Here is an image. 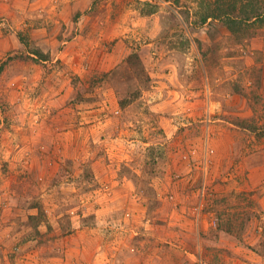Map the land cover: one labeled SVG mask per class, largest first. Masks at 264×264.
Wrapping results in <instances>:
<instances>
[{"label":"rangeland","instance_id":"obj_1","mask_svg":"<svg viewBox=\"0 0 264 264\" xmlns=\"http://www.w3.org/2000/svg\"><path fill=\"white\" fill-rule=\"evenodd\" d=\"M210 1L0 0V264H264V24Z\"/></svg>","mask_w":264,"mask_h":264},{"label":"trees","instance_id":"obj_2","mask_svg":"<svg viewBox=\"0 0 264 264\" xmlns=\"http://www.w3.org/2000/svg\"><path fill=\"white\" fill-rule=\"evenodd\" d=\"M208 7L210 10H205L202 24L206 23L209 19L213 20H220L224 22V24L234 33V34H242L247 33V28L249 29L257 24H264V0H214L208 2ZM245 194L241 195L244 196ZM248 203L252 204L250 201V198L248 199ZM263 213L259 216V211H254L251 215L250 211L247 212L248 217L246 219H241L243 214H236L234 213V220H242V226L238 229L237 226L234 225V221L229 219L228 226L230 227L229 230L233 232L235 237L237 236V239L239 242L243 245L246 244L244 240V234L247 233V230H245L244 223H248L251 220V217H254L256 215L259 216V219H262V216H264V210ZM226 214V213H224ZM257 217V216H256ZM244 218V217H243ZM258 218V217H257ZM256 218V219H257ZM224 219H221L218 221V230H222L224 226ZM239 230V233L236 232V230ZM261 232L260 235L264 237V229L260 228ZM259 229V230H260ZM230 232V231H229ZM251 248V247H249ZM255 250V249H254ZM261 255H264V253L260 252Z\"/></svg>","mask_w":264,"mask_h":264},{"label":"crops","instance_id":"obj_3","mask_svg":"<svg viewBox=\"0 0 264 264\" xmlns=\"http://www.w3.org/2000/svg\"><path fill=\"white\" fill-rule=\"evenodd\" d=\"M12 40V45L11 47H9L8 45V42L7 40L5 39L4 43H0V48L4 50V53L6 54L8 51H12L13 49H19L20 46L18 45V42L16 41V39H11ZM39 45L42 46V48H44L43 46H45V42H44V45H43V42L42 41H39L38 43ZM70 47V46H69ZM73 48V47H72ZM201 105V104H200ZM202 109H199V113L195 112L194 114H190V115H194V116H201L203 117V114L201 112ZM221 129L218 128V140L220 139H223L224 141L227 142V147L228 149L231 150V153H227L228 154V157L231 156V154L233 153V157H232V161L236 160L237 162V159L239 158L241 152L239 153V150L236 151L237 147H235V143H236V140H237V135L236 137L233 136L232 134H235V133H232V131H226L224 130V132H220ZM216 132V131H215ZM216 136V134H215ZM216 138V137H215ZM215 138L213 137V140H215ZM260 153H262V151H260ZM253 155L254 154H250L249 150H248V154L245 155V157L243 158V160L241 161L240 165L241 167L243 168V172L246 173V171H248L250 169V171H253L254 174H258L259 173V178H261V180L258 182L255 181L253 178L249 177V178H245L244 176V179L241 183H238V186H236L235 184V188H239L241 189L243 192H254V195H253V198L255 200V203L257 204H261L260 206L264 208V156L263 157H259V163L255 164L253 162ZM216 163H220L222 164V162L225 161V158L227 156H221L219 154H216ZM253 162V163H252ZM229 163H227V168H229ZM255 165H258L259 168H254ZM234 167H237V164H234ZM238 167H239V164H238ZM257 167V166H256ZM263 179V180H262ZM263 182V183H262ZM257 191H259L257 193Z\"/></svg>","mask_w":264,"mask_h":264}]
</instances>
